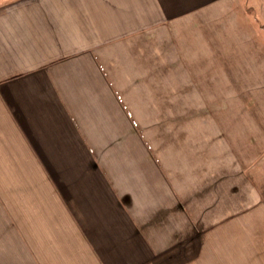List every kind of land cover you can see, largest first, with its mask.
<instances>
[{
	"label": "crops",
	"instance_id": "0c3cea01",
	"mask_svg": "<svg viewBox=\"0 0 264 264\" xmlns=\"http://www.w3.org/2000/svg\"><path fill=\"white\" fill-rule=\"evenodd\" d=\"M262 2L0 0V264H264Z\"/></svg>",
	"mask_w": 264,
	"mask_h": 264
},
{
	"label": "rangeland",
	"instance_id": "374dc122",
	"mask_svg": "<svg viewBox=\"0 0 264 264\" xmlns=\"http://www.w3.org/2000/svg\"><path fill=\"white\" fill-rule=\"evenodd\" d=\"M247 1V0H246ZM255 1L256 0H252ZM264 3V2H262ZM260 4V3H258ZM260 7V6H259ZM263 14L264 16V9L262 8V10L259 12ZM250 15H253V17H257L259 18L255 12H250ZM239 105L237 103H232V108L231 110H234V112L238 111L240 108L238 107ZM253 107V108H252ZM257 107H259V109H257L256 107H254V104H248V108L247 110L250 111V109L252 110H258L260 112H258V114H262L264 116V88H263V95L261 98V102L257 104ZM233 113V111H232ZM226 122L232 127V128H238L237 126H241L244 128H247L248 132L251 131L252 127L254 126H259L262 125L264 126V118L262 119H256L254 120V123L252 124V120L251 119H237L234 117H231L230 119L226 120ZM258 122V123H256ZM233 137H237L236 139H238V135H232ZM247 138H255V136H251V135H247ZM260 138H263V144H264V135L263 136H258ZM248 148L249 146L253 147V145H251L249 142L247 143ZM247 176L248 178H250L252 181L255 182V185L258 187V189L262 192V196L264 198V151L261 157L258 158L257 161L253 162L251 165H249L247 167Z\"/></svg>",
	"mask_w": 264,
	"mask_h": 264
}]
</instances>
